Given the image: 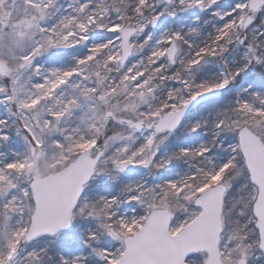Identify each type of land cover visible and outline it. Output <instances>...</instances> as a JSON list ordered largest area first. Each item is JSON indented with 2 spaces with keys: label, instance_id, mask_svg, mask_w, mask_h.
<instances>
[{
  "label": "snow or ice",
  "instance_id": "6c2138e0",
  "mask_svg": "<svg viewBox=\"0 0 264 264\" xmlns=\"http://www.w3.org/2000/svg\"><path fill=\"white\" fill-rule=\"evenodd\" d=\"M0 264H264V0H0Z\"/></svg>",
  "mask_w": 264,
  "mask_h": 264
}]
</instances>
